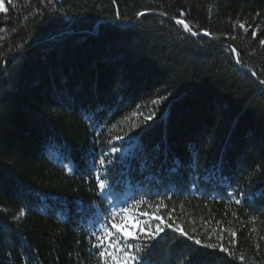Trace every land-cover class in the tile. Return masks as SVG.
<instances>
[{"label":"trees","instance_id":"16d2710c","mask_svg":"<svg viewBox=\"0 0 264 264\" xmlns=\"http://www.w3.org/2000/svg\"><path fill=\"white\" fill-rule=\"evenodd\" d=\"M4 7L0 264H102L89 254L95 212L103 218L110 201L130 198L163 200L159 213L138 211L234 253L166 228L148 264H264V0H4ZM181 9L193 31L212 35L177 26L171 17ZM102 153L113 161L101 173L111 181L110 201L95 179ZM124 224L139 228L131 216Z\"/></svg>","mask_w":264,"mask_h":264},{"label":"snow or ice","instance_id":"6c2138e0","mask_svg":"<svg viewBox=\"0 0 264 264\" xmlns=\"http://www.w3.org/2000/svg\"><path fill=\"white\" fill-rule=\"evenodd\" d=\"M40 2L43 3L44 0H40ZM8 3L13 4V0H8ZM48 3H52V0H48ZM112 3L115 5L116 0H112ZM8 11L9 9L4 7V0H0V12L6 14ZM148 11L150 10L145 9L144 11L137 12V18L146 15ZM160 15L167 16L168 13L161 12ZM119 16L120 13L117 10L116 17L119 18ZM185 16L186 12L181 9L179 10L178 16L174 15L171 17V19L175 21L177 26H183V29L186 32H189L192 36H197L199 33L193 31V26L186 22L184 19ZM239 27L247 32L248 28L251 26L249 25L246 27L245 23L241 22L239 23ZM2 30L3 29H0V31ZM13 31H15V29H13ZM200 31L204 36L212 35L205 29H201ZM251 34L253 38L257 37V29H252ZM213 38L219 39L220 37ZM232 39H235V37H232ZM259 43L261 46H264V38H261ZM225 47L235 55L236 64L241 65V67H248L247 65L241 63L240 54L235 47L231 45H226ZM252 75L256 76L257 74L256 72H252ZM259 83L264 85V79H261ZM165 99L166 97L161 96L158 99L153 100L152 104H158ZM133 115H136V113H133ZM155 115L156 113L153 111L149 115L145 116L143 123L146 124L148 121L152 120ZM136 126L137 125L135 124L133 125V127ZM113 127H115V125H113ZM115 139H122V137H115ZM119 151L120 149L116 147H111L110 149L111 153H117ZM108 155L109 153H102L99 160L94 161V166L98 165L95 172L98 194L102 195L104 200L110 201L111 193L109 189L111 187V181L106 178H102L101 175L102 172H105V175H107L105 169L106 163L108 165L113 163L112 160L107 159ZM261 195L264 196V193ZM130 199L131 204H129L128 201H117L116 203H111L110 201V207L112 211L103 218L101 217L100 209H97L95 212L96 221H98V223H93L91 225L93 230L90 232L91 242L89 254L91 255L95 253L97 260L102 262V264H148V256L151 254V248L154 247L153 241H155L166 228L172 229L173 231L185 236L188 240L194 241L195 245L213 250L219 249L221 252L227 253L229 256H234V253L230 252L229 248L225 247L223 243L202 244L201 239L189 235L181 228L179 224H176L175 227H173V223H164L162 217L159 215H156L155 220H153L152 215L148 212L138 211L142 205H147L148 208L153 209V213H159L162 208L166 209L167 207L163 200H161L159 204L152 205L143 198ZM242 202L243 201L240 199L235 201L237 205H240ZM121 205L127 206L122 207ZM24 214L25 210L22 209L19 215L13 217V219H19L20 216H23ZM233 215H235V213H233ZM130 216L136 221V224L139 225V228L124 224V221H126ZM143 216H147L148 218L141 219ZM117 217H119V223L117 222ZM122 225L124 227H128L132 234H126L122 230ZM228 231H230L232 237L230 243L235 245L237 243V233L230 229ZM220 239L223 240V236H221ZM77 243H79V241ZM196 251L199 253L200 249H197ZM239 260L244 261L245 257L241 255L239 256ZM185 264H194V261L192 259H188L186 260Z\"/></svg>","mask_w":264,"mask_h":264},{"label":"water","instance_id":"95a60500","mask_svg":"<svg viewBox=\"0 0 264 264\" xmlns=\"http://www.w3.org/2000/svg\"><path fill=\"white\" fill-rule=\"evenodd\" d=\"M198 35H203V33L201 32V33H199ZM244 68V67H243Z\"/></svg>","mask_w":264,"mask_h":264}]
</instances>
